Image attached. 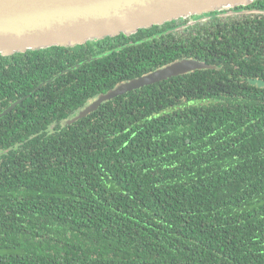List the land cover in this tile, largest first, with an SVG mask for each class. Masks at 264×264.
I'll return each mask as SVG.
<instances>
[{"label": "trees", "instance_id": "trees-1", "mask_svg": "<svg viewBox=\"0 0 264 264\" xmlns=\"http://www.w3.org/2000/svg\"><path fill=\"white\" fill-rule=\"evenodd\" d=\"M183 19L0 54V264H264V14Z\"/></svg>", "mask_w": 264, "mask_h": 264}, {"label": "water", "instance_id": "water-1", "mask_svg": "<svg viewBox=\"0 0 264 264\" xmlns=\"http://www.w3.org/2000/svg\"><path fill=\"white\" fill-rule=\"evenodd\" d=\"M254 1L256 0H0V54L60 45L76 46L120 33L132 35L155 24L246 6ZM246 12L264 14L262 9ZM205 68L215 66L195 58L177 60L102 94L67 124L86 117L104 102L119 95ZM24 99L13 102L0 113V118L10 113Z\"/></svg>", "mask_w": 264, "mask_h": 264}, {"label": "flooded vegetation", "instance_id": "flooded-vegetation-1", "mask_svg": "<svg viewBox=\"0 0 264 264\" xmlns=\"http://www.w3.org/2000/svg\"><path fill=\"white\" fill-rule=\"evenodd\" d=\"M233 11H236L235 13H233V15H232V17L234 16H238V15H236L237 13H243L242 15L243 16H245L243 19H245V18H247L248 16H250V15H252V14H250V13H248V12H246V10H243V9H241V10H236L235 9V7H233V8H231ZM229 9H227V11H228ZM224 10H215V11H210V12H207V13H205V14H203V15H200V17L198 18V19H193L192 17L191 18H188V19H183V20H188V22H187V24L186 25H192V24H199V23H206V21H207V19L209 20L208 22H212L216 17L217 18H225V15H223L222 14V12H223ZM250 14V15H249ZM227 16V15H226ZM233 17V18H234ZM240 17H242V16H240ZM237 19V18H236ZM242 19V18H241ZM178 20V19H177ZM238 20H240V19H238ZM192 21H194V23H191Z\"/></svg>", "mask_w": 264, "mask_h": 264}, {"label": "rangeland", "instance_id": "rangeland-1", "mask_svg": "<svg viewBox=\"0 0 264 264\" xmlns=\"http://www.w3.org/2000/svg\"><path fill=\"white\" fill-rule=\"evenodd\" d=\"M236 11H233L232 9H229L228 11H227V9L226 10H224L223 12H222V14L223 15H225V17H232V15H233V13H235ZM248 13H250V14H252V12H248ZM243 13H237L236 15H238V16H233L234 18H237V19H243L245 16H243L242 15ZM249 14V15H250ZM227 15V16H226ZM240 16H242V17H240Z\"/></svg>", "mask_w": 264, "mask_h": 264}]
</instances>
